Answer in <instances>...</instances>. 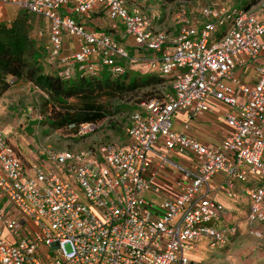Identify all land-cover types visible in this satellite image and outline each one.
Instances as JSON below:
<instances>
[{"label": "built area", "instance_id": "built-area-1", "mask_svg": "<svg viewBox=\"0 0 264 264\" xmlns=\"http://www.w3.org/2000/svg\"><path fill=\"white\" fill-rule=\"evenodd\" d=\"M6 3L44 21L35 31L41 64L60 79L101 69L118 77L140 65L153 68L163 85L159 96L129 114L123 144L47 148L50 164L38 165L23 162L0 133V221L13 238L0 237V264H189L186 254L202 238L210 247L226 244L237 225L226 223L224 206L200 191L219 174L229 188L233 180L247 183L264 174V0L202 6L199 25L181 12L175 34L148 10L131 5L128 12V0H0ZM91 14L116 18L132 40V54L113 33L86 28ZM248 64H255L253 82L233 74ZM209 97L231 108L224 116L228 131L216 143L172 128L177 112H185L187 125L207 112ZM68 126L83 135L95 121ZM170 165L180 174L172 192L151 183ZM65 174L71 183L60 177ZM163 190L170 195L158 202L145 197ZM243 192L248 233L259 236L264 183Z\"/></svg>", "mask_w": 264, "mask_h": 264}, {"label": "rangeland", "instance_id": "rangeland-1", "mask_svg": "<svg viewBox=\"0 0 264 264\" xmlns=\"http://www.w3.org/2000/svg\"><path fill=\"white\" fill-rule=\"evenodd\" d=\"M246 0H128L127 11L130 12L131 5L148 10L157 16L158 24L166 32L176 30L177 15L183 13L193 24L202 22L199 15L202 6L216 8L218 6H235ZM23 10L19 9L17 12ZM95 18V19H94ZM86 28L95 24L96 31H108L119 37L122 27L118 20L109 19L102 15L91 14L84 20ZM42 27L43 24L33 17L28 18V36L33 46V52L28 60H38L43 69L41 59L43 49L41 40L38 39L34 26ZM116 26L112 29L110 26ZM175 33V31H174ZM132 54V49L126 48ZM144 58V52H139ZM37 62V61H36ZM135 80V87L129 89L128 79ZM113 79H117L113 78ZM122 87H103L93 94V101L104 110V116L95 121V126L87 133L80 135L76 128L62 125L55 126V112L64 111L65 105L53 108L48 96L38 87L24 78L7 76L0 80V133L9 143L14 146L18 155L25 163L50 164L46 160L45 149L53 150H81L96 148L104 142H112L116 145L126 141L124 127L129 114L137 109L138 103L149 97L156 96L160 92L162 79L153 68L138 67L127 69L119 77ZM124 84V85H123ZM78 102L76 98H68L69 106ZM44 152V153H43ZM264 153V149H263ZM65 181L72 182L69 175H60ZM263 179V177H262ZM240 212L230 214V221L237 224V231L222 246L210 247L202 238L196 245L195 251L187 252L191 260L189 264H264V225L257 224L256 228L260 235L255 236L248 233L246 224V206L240 204ZM236 211V210H235ZM237 215V216H236ZM0 237L7 241L13 238L2 227L0 221ZM68 250V245H64Z\"/></svg>", "mask_w": 264, "mask_h": 264}, {"label": "trees", "instance_id": "trees-1", "mask_svg": "<svg viewBox=\"0 0 264 264\" xmlns=\"http://www.w3.org/2000/svg\"><path fill=\"white\" fill-rule=\"evenodd\" d=\"M256 0H246L238 7H246ZM31 14L23 10L17 12L8 23H0V80L7 76L24 78L40 88L50 100L53 108L65 105L64 111L55 112V126L70 123L93 122L104 116V110L93 101V94L100 88L122 87L119 77H111L104 69L97 75L75 76L69 80H62L53 72L42 69L38 60H28L33 52V46L28 36V18ZM108 32V31H106ZM122 76V75H121ZM124 85V84H123ZM129 89L135 87V80L128 79ZM157 94L156 96H159ZM153 96V97H156ZM76 98L78 102L69 106L68 98ZM149 97L147 99H150ZM146 99V100H147ZM143 101V100H142ZM62 108V107H61Z\"/></svg>", "mask_w": 264, "mask_h": 264}, {"label": "crops", "instance_id": "crops-1", "mask_svg": "<svg viewBox=\"0 0 264 264\" xmlns=\"http://www.w3.org/2000/svg\"><path fill=\"white\" fill-rule=\"evenodd\" d=\"M17 10L18 7L11 3L0 4V23H8L11 19L15 17ZM32 17L35 18L34 16ZM35 19L40 21V23L44 25V21L42 19ZM96 25L97 24H95L91 28L96 27ZM37 27L40 26L35 25V31ZM110 27L112 29H117V27L113 25H111ZM169 33L175 34L174 31H171ZM117 38L125 44L126 48L129 47L133 51L132 40L130 37L126 36L123 33V30L122 32H120L119 37L117 36ZM233 74L242 81L253 82L254 76L256 74L255 64L238 66L233 70ZM207 104L209 106V110L207 112H204L201 116H198L195 119L191 120L188 125L186 123L185 112H177L172 117V128L178 131L182 130L188 133L194 139L201 143H216L228 131V127L226 126L224 121V116L226 112L231 110V108L211 97L207 99ZM262 158L264 160L263 152ZM171 160L173 163H181L178 157L175 156H171ZM151 168L146 169L144 175L148 176L149 170ZM179 175L180 174L178 169L173 167V165H170L165 171L157 173L156 177L154 178V181H151V183H157L159 185H163L164 187L170 186L171 191L169 192H172L174 189H178L179 187L177 186L180 179ZM259 183H264V174L261 176L259 175L258 177H254L253 180H250L247 183L233 180L232 187L229 188L226 184L223 183V177L219 174L212 177L209 184L207 185V188L204 190V192L200 191V193L206 194L207 197L213 198L214 200L221 203L225 209V214L223 216L224 221L226 223H235L228 219L230 218V214H235V212L238 214L240 212V204H245L246 212L248 209V199L244 194L243 189L246 187L258 185ZM166 190H163L158 194H154L151 191H147L145 193V197L149 202H158L161 199L166 198L170 195V193ZM229 191L234 193L236 196H229L227 194Z\"/></svg>", "mask_w": 264, "mask_h": 264}]
</instances>
